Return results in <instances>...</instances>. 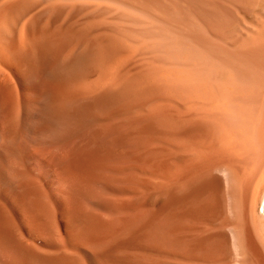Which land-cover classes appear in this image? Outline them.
Returning a JSON list of instances; mask_svg holds the SVG:
<instances>
[{
    "label": "bare ground",
    "instance_id": "bare-ground-1",
    "mask_svg": "<svg viewBox=\"0 0 264 264\" xmlns=\"http://www.w3.org/2000/svg\"><path fill=\"white\" fill-rule=\"evenodd\" d=\"M263 207L264 0H0V264H264Z\"/></svg>",
    "mask_w": 264,
    "mask_h": 264
},
{
    "label": "rangeland",
    "instance_id": "rangeland-1",
    "mask_svg": "<svg viewBox=\"0 0 264 264\" xmlns=\"http://www.w3.org/2000/svg\"><path fill=\"white\" fill-rule=\"evenodd\" d=\"M129 47V46H128ZM129 49H130V47L128 48V52H127V54H128V56H129V53H130V51H129ZM132 51V50H131ZM135 51V50H134ZM134 51H132L130 54L132 55V53H137V50H136V52H134ZM136 54H133V56L132 57H134ZM133 59H130V61H132ZM128 61H129V58H128ZM129 61V62H130ZM38 102L39 103H37L40 107H43V108H45L47 105H48V101L46 100V99H40V100H38ZM36 109L35 108H33V107H30V106H23L22 107V110H21V115L23 116V117H30L29 115H31V117L32 116H34L35 115V113H36V111H35ZM24 113V114H23ZM26 115V116H25ZM146 135L147 136H149V137H157V136H159V135H161V133L158 131V130H155L154 128H151V129H149L148 131H146ZM162 201H163V199H162ZM161 200H159V202H162ZM263 210H264V207H263ZM258 211L260 212V209L258 208ZM263 213H264V211H263Z\"/></svg>",
    "mask_w": 264,
    "mask_h": 264
}]
</instances>
